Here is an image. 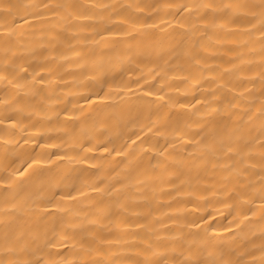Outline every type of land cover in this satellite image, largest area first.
Masks as SVG:
<instances>
[{
    "label": "bare ground",
    "instance_id": "obj_1",
    "mask_svg": "<svg viewBox=\"0 0 264 264\" xmlns=\"http://www.w3.org/2000/svg\"><path fill=\"white\" fill-rule=\"evenodd\" d=\"M0 264H264V0H0Z\"/></svg>",
    "mask_w": 264,
    "mask_h": 264
}]
</instances>
